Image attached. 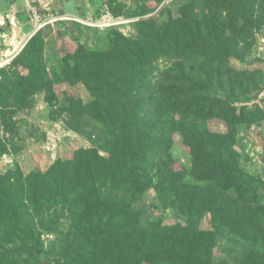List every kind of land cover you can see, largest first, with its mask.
Wrapping results in <instances>:
<instances>
[{
	"label": "trees",
	"instance_id": "16d2710c",
	"mask_svg": "<svg viewBox=\"0 0 264 264\" xmlns=\"http://www.w3.org/2000/svg\"><path fill=\"white\" fill-rule=\"evenodd\" d=\"M177 10L164 21L141 18L135 35L110 31L106 50L82 44L65 57L64 79L82 82L94 98H72L63 110L103 125L106 141L53 160L45 172L0 174V264H47L41 254L55 256L48 264H230L216 254L228 233L246 249L237 264H264V203L236 148L239 127L264 120L263 106L239 104L259 88L261 70L232 63L251 53L264 0H186ZM37 34L0 67V127L14 124L30 96H55ZM215 118L229 131L204 125ZM178 137L190 171L176 167ZM7 152L0 135V156ZM151 189L182 221L143 222L135 204ZM59 207L70 210L71 222L47 250L41 236L51 227L36 231L37 218L44 222ZM209 214L217 221L205 226Z\"/></svg>",
	"mask_w": 264,
	"mask_h": 264
},
{
	"label": "rangeland",
	"instance_id": "374dc122",
	"mask_svg": "<svg viewBox=\"0 0 264 264\" xmlns=\"http://www.w3.org/2000/svg\"><path fill=\"white\" fill-rule=\"evenodd\" d=\"M13 1L23 4L19 6L18 13L23 12L29 17L27 22H19L15 16L10 23L0 25V47L5 52L0 51V64L3 59L8 58L9 61L0 67L10 66L32 36L38 33L37 56L45 68V74L54 84L52 91L55 95L48 90L30 96L27 104L17 109L14 124L0 127V135L8 146V152L0 156V174L21 169L27 175L32 171L45 172L53 160L72 159L80 148L100 146L106 141V128L103 125L88 115L73 120L71 114L63 110L72 98L85 104L94 98L82 82L70 84L64 79L65 57L82 44L92 50L108 49L110 31L119 30L128 36L135 35L137 21L141 18L155 16L157 20L164 21L170 15L177 17L180 15L178 7L186 0H0V7L6 9ZM113 9L119 11V15H115ZM19 24L25 30L33 28L35 24L36 31L30 38H25L21 47V41L18 47L13 44V50L20 49L9 55L6 45ZM232 63L239 68L261 70L259 88L246 95L250 99L241 97L239 104L246 102L250 106L257 104L264 107V27L257 32L247 60L241 62L233 59ZM20 70L24 74L29 72L24 66ZM78 122L80 128L75 130L72 124ZM204 125L214 132L229 131L227 123L220 118L211 119ZM239 129L236 148L240 154L241 167L254 177L260 202L264 203V120L251 126L241 125ZM171 152L177 160L176 167L190 171L191 156L180 137ZM153 203L157 204L155 209L150 208ZM135 207L140 211L144 223L163 219L167 224H175L185 217L177 208L165 207L154 189ZM216 221L209 214L203 225L216 224ZM70 222V210L62 207L52 211L44 222L37 218L36 231L45 225L51 227L49 232L41 236L45 249L51 248L59 235L58 231L67 229ZM242 243L238 237L228 233L219 239L216 254L226 258L230 264H237L246 253ZM41 256L47 259V264L55 261L54 255Z\"/></svg>",
	"mask_w": 264,
	"mask_h": 264
},
{
	"label": "crops",
	"instance_id": "0c3cea01",
	"mask_svg": "<svg viewBox=\"0 0 264 264\" xmlns=\"http://www.w3.org/2000/svg\"><path fill=\"white\" fill-rule=\"evenodd\" d=\"M21 3H22V1H21ZM20 5H23V4L16 3L15 1H13L11 6L7 7L6 9L0 7V25H2L3 23H6V22L10 23L12 20V17H15V16H17L19 22H27L28 18L25 17V15H24L25 13H23V12L18 13ZM20 15H23L24 20L19 18ZM16 27L17 28H15V30H13L14 33L12 35V39L10 40V42L8 41L7 45H6V47H8V49H9V51H8L9 55H13L14 52L18 51L20 49V47L22 46L25 38L28 36L30 38L32 36V33L36 31V30H34L35 24L33 25V28H31L29 30H25V28L20 24L17 25ZM15 37H17L19 39V41H21V45L17 50H13V48H14L13 41H14ZM0 51L4 52V49L2 47H0ZM7 53L5 55H7ZM5 60L6 59H3V61L1 62L0 65H4Z\"/></svg>",
	"mask_w": 264,
	"mask_h": 264
},
{
	"label": "bare ground",
	"instance_id": "6f19581e",
	"mask_svg": "<svg viewBox=\"0 0 264 264\" xmlns=\"http://www.w3.org/2000/svg\"><path fill=\"white\" fill-rule=\"evenodd\" d=\"M19 43V39L17 37L14 38L13 44H15L17 46V44ZM18 47V46H17ZM8 61V59H6L4 61V63H6Z\"/></svg>",
	"mask_w": 264,
	"mask_h": 264
},
{
	"label": "water",
	"instance_id": "95a60500",
	"mask_svg": "<svg viewBox=\"0 0 264 264\" xmlns=\"http://www.w3.org/2000/svg\"><path fill=\"white\" fill-rule=\"evenodd\" d=\"M24 15H25V17H27V18L29 17V15H27V14H24ZM19 18L24 19V18H23V15H20ZM44 263H47V259H44Z\"/></svg>",
	"mask_w": 264,
	"mask_h": 264
},
{
	"label": "built area",
	"instance_id": "2783aa9c",
	"mask_svg": "<svg viewBox=\"0 0 264 264\" xmlns=\"http://www.w3.org/2000/svg\"><path fill=\"white\" fill-rule=\"evenodd\" d=\"M13 24H14V22H13Z\"/></svg>",
	"mask_w": 264,
	"mask_h": 264
}]
</instances>
